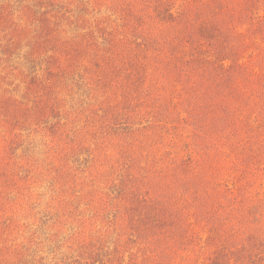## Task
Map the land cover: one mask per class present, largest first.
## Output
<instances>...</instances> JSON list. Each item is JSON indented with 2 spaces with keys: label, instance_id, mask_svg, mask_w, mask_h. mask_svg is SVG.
Segmentation results:
<instances>
[{
  "label": "rangeland",
  "instance_id": "obj_1",
  "mask_svg": "<svg viewBox=\"0 0 264 264\" xmlns=\"http://www.w3.org/2000/svg\"><path fill=\"white\" fill-rule=\"evenodd\" d=\"M0 264H264V0H0Z\"/></svg>",
  "mask_w": 264,
  "mask_h": 264
}]
</instances>
